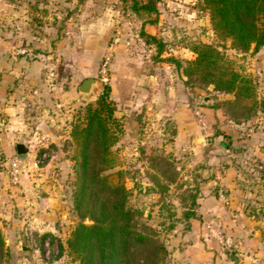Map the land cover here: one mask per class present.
I'll return each instance as SVG.
<instances>
[{"label":"rangeland","instance_id":"374dc122","mask_svg":"<svg viewBox=\"0 0 264 264\" xmlns=\"http://www.w3.org/2000/svg\"><path fill=\"white\" fill-rule=\"evenodd\" d=\"M82 1L21 0L12 4L9 1L4 5L7 19L3 23L7 27L10 23L24 26L31 39L44 48L39 52L50 54L52 60L56 58L53 42L63 36L66 22L72 21ZM125 1L124 6L128 5L130 10L133 2L138 6L153 5L156 13L137 11L140 20L151 23L156 21L158 10H168L175 17L172 29H177L178 34H173L177 44L188 50L192 42L198 41L216 46L240 70L250 74L257 99L264 101V44L256 51L235 52L228 46V40L222 41L212 34L201 0ZM182 13L189 16L183 19L184 23L179 19ZM48 42L52 49L46 51ZM168 53L163 58L155 54L152 57L160 61L172 58L180 63L176 67L172 61H165L178 76H183L181 83L188 92L185 102L194 121L191 132L186 137H176L171 118L164 116L154 124L140 118L133 141L127 139L123 120L119 118L121 131L109 149L116 164L102 173L110 174L113 182L128 190L126 204L137 211L133 219L138 227L155 230L168 252L165 264H264V110L257 108L251 116L243 118V107L229 103L231 95L215 92L211 86L202 87L199 93L198 78L183 74L187 59L179 56L185 51ZM100 62L101 58L98 66ZM50 70L58 74L59 65H51ZM93 78L97 84L74 111L67 132L62 125L59 134H63L56 141L43 143L42 134L33 132L24 142L29 146L25 176H38L44 168L42 173L48 187H37L40 189L37 203L42 210L34 213L47 219L32 225L27 213L17 205L16 197L26 195L15 188L24 175L15 183L8 179L10 188L3 187L0 180V264H81L79 255L67 249L66 239L78 223L90 224L91 220L87 215L77 214L73 205L78 181L73 159L76 149L70 130L81 121L85 105L92 104L103 85L108 84V80H100L97 69ZM0 154L2 162L9 157ZM0 168L3 169L1 162ZM44 197H49L47 201L54 207L43 204ZM188 208L198 213L197 218H183L182 213ZM24 232L31 234L35 246L30 245ZM22 246L29 247V251H23Z\"/></svg>","mask_w":264,"mask_h":264},{"label":"crops","instance_id":"0c3cea01","mask_svg":"<svg viewBox=\"0 0 264 264\" xmlns=\"http://www.w3.org/2000/svg\"><path fill=\"white\" fill-rule=\"evenodd\" d=\"M9 1L12 4L21 0ZM9 1L0 0V153L16 154L15 145L25 144L33 132L42 134L43 143L61 137L62 125L67 132L74 111L82 104L77 86L83 79L93 78L99 59L107 53L111 56L108 96L115 106L113 115L123 120L128 140L136 141L133 132L137 131L140 118H147L152 124L164 116L171 118L176 137H186L191 132L194 121L185 102L188 92L181 83L183 76H178L170 63L152 57L156 47L142 35L154 36L164 43L165 49L158 58L170 55L168 52L185 51L179 57L191 59L192 53L173 40V34L178 32L172 29L175 17L168 10H158L156 21L151 23L140 20L128 5L124 6L125 0H83L72 21L66 22L63 36L53 42L56 58L51 60L50 54L39 52L44 48L39 41L31 39L24 26L4 25L3 20L7 19L4 5ZM188 17L182 13L179 19L184 23ZM46 49H52L49 42ZM51 65H59L58 74L52 71L53 75L49 76ZM1 170V184L10 188ZM42 171L44 168L38 176L20 177V187L15 186L26 194L18 195L16 201L32 225L47 219L34 213L42 210L37 203L39 188L48 187ZM46 198L41 202L51 206L49 197Z\"/></svg>","mask_w":264,"mask_h":264},{"label":"trees","instance_id":"16d2710c","mask_svg":"<svg viewBox=\"0 0 264 264\" xmlns=\"http://www.w3.org/2000/svg\"><path fill=\"white\" fill-rule=\"evenodd\" d=\"M201 5L212 34L222 41L228 40V46L235 52L256 51L264 44V0H201ZM138 9L156 13L151 4L138 6L133 2L131 10L136 15ZM142 35L155 45V55L163 51L159 39ZM189 50L193 58L186 61L182 71L187 78H198L199 93L202 87L211 86L215 92L231 95L229 103L243 107V118L251 116L257 108L264 110V101L256 97L253 78L216 46L198 41L192 42ZM166 60L180 67L177 60ZM108 93L109 86L104 84L95 101L85 105L81 121L70 130L76 149L73 159L78 181L73 205L77 214L89 216L91 223H78L66 239V247L79 255L81 264H165L168 252L155 230L136 225L133 217L137 211L126 204L128 190L113 182L110 174L102 173L116 164L109 149L121 131ZM182 216L197 218L198 213L188 208Z\"/></svg>","mask_w":264,"mask_h":264},{"label":"built area","instance_id":"2783aa9c","mask_svg":"<svg viewBox=\"0 0 264 264\" xmlns=\"http://www.w3.org/2000/svg\"><path fill=\"white\" fill-rule=\"evenodd\" d=\"M110 54H104L101 62L97 68V74L102 82L107 81V71H108V66L110 63ZM53 73L52 71L49 72V76H52ZM27 152H29V146H27ZM0 154V162L2 164V171L4 176H6L12 183L17 182L18 178L20 176H23L27 173V170L29 168L28 166V159H25V161L20 160L16 154H13L9 156L8 158L5 159V161L2 162V158ZM35 165V163H33ZM25 238L28 240L30 245L35 246V240L32 238L31 234H27L24 232ZM48 242H44V246H47ZM48 256V254H46Z\"/></svg>","mask_w":264,"mask_h":264},{"label":"water","instance_id":"95a60500","mask_svg":"<svg viewBox=\"0 0 264 264\" xmlns=\"http://www.w3.org/2000/svg\"><path fill=\"white\" fill-rule=\"evenodd\" d=\"M97 80L95 78H85L83 79L79 85L77 86V92L80 94L81 100H87L88 96L91 94L92 89L96 86ZM204 102L206 101V97L203 98ZM16 148V155L17 157L25 161L27 155V146L23 143H17L15 145ZM21 249L25 252L29 251V247L22 246Z\"/></svg>","mask_w":264,"mask_h":264}]
</instances>
